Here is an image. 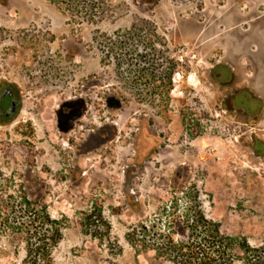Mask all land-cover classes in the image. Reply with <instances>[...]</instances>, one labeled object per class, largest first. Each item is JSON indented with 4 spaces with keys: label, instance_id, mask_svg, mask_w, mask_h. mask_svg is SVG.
Listing matches in <instances>:
<instances>
[{
    "label": "rangeland",
    "instance_id": "obj_1",
    "mask_svg": "<svg viewBox=\"0 0 264 264\" xmlns=\"http://www.w3.org/2000/svg\"><path fill=\"white\" fill-rule=\"evenodd\" d=\"M173 1L0 0V81L24 101L0 126V264H28V237L11 232L27 226L24 198L60 221L52 264H170L127 235L164 231L165 210L190 200L264 244V158L250 147L264 122L226 111L231 88L212 71L250 58L236 76L257 96L259 41L237 19L229 39L199 37Z\"/></svg>",
    "mask_w": 264,
    "mask_h": 264
},
{
    "label": "trees",
    "instance_id": "obj_2",
    "mask_svg": "<svg viewBox=\"0 0 264 264\" xmlns=\"http://www.w3.org/2000/svg\"><path fill=\"white\" fill-rule=\"evenodd\" d=\"M22 205L27 226L11 232L28 237L26 262L52 264L53 248L62 237L60 221L54 220L45 206L39 209V203L28 198ZM165 215L164 231L143 226L128 233L127 239L138 254L154 251L170 264H264V244L254 246L246 236L224 233L221 224L209 219L192 200L182 210L173 203ZM152 238L159 242L152 244Z\"/></svg>",
    "mask_w": 264,
    "mask_h": 264
},
{
    "label": "flooded vegetation",
    "instance_id": "obj_3",
    "mask_svg": "<svg viewBox=\"0 0 264 264\" xmlns=\"http://www.w3.org/2000/svg\"><path fill=\"white\" fill-rule=\"evenodd\" d=\"M170 0H165V2ZM194 1V2H191ZM175 0L183 8L175 19L177 24L193 25L204 39H229L232 28H227L235 19L243 25L244 39L254 38L259 41L258 71L259 88L257 96H250V79L236 76L239 68L248 69L250 58L246 61L234 60L228 56V62L217 60L213 72L222 80H227L231 92L223 100L226 111L245 117L248 121L258 119L264 122V0ZM191 4L190 6L187 5ZM190 10L187 13L186 10ZM226 28V32H222ZM180 29V27H179ZM221 31L217 33V31ZM210 32H214L211 33ZM228 55V54H227ZM249 83V84H248ZM23 92L13 82L0 81V126L8 128L23 109ZM29 133L31 131L29 130ZM253 155L264 158V138L256 135L250 145Z\"/></svg>",
    "mask_w": 264,
    "mask_h": 264
},
{
    "label": "built area",
    "instance_id": "obj_4",
    "mask_svg": "<svg viewBox=\"0 0 264 264\" xmlns=\"http://www.w3.org/2000/svg\"><path fill=\"white\" fill-rule=\"evenodd\" d=\"M180 60L183 61V58L181 57ZM174 81H176V80L174 79Z\"/></svg>",
    "mask_w": 264,
    "mask_h": 264
}]
</instances>
